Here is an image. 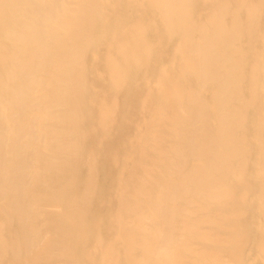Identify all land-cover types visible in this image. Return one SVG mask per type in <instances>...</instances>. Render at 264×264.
Returning <instances> with one entry per match:
<instances>
[{
  "label": "bare ground",
  "instance_id": "obj_1",
  "mask_svg": "<svg viewBox=\"0 0 264 264\" xmlns=\"http://www.w3.org/2000/svg\"><path fill=\"white\" fill-rule=\"evenodd\" d=\"M252 191L264 0H0V264L264 256Z\"/></svg>",
  "mask_w": 264,
  "mask_h": 264
},
{
  "label": "rangeland",
  "instance_id": "obj_2",
  "mask_svg": "<svg viewBox=\"0 0 264 264\" xmlns=\"http://www.w3.org/2000/svg\"><path fill=\"white\" fill-rule=\"evenodd\" d=\"M92 65L93 64H90L91 68L89 69V70H91L90 77L92 76V72H93ZM157 75H159V73ZM153 76H154V74L150 73V74H148V76L142 77L138 86L140 87L141 85H146V86H154L155 88L161 87L163 82L162 83L154 82ZM94 77L98 81H104L105 76H104L102 71L96 70L94 73ZM150 117H151V111L148 108H144L139 113L137 120H139V122L143 119L145 121H148L150 119ZM139 127H140V131H141V128L143 127V125H139ZM124 128H125V131L127 133L130 132L129 133L130 135L134 134L133 127L131 126L130 123H126ZM249 129L251 130V128H249ZM113 131H119L122 133L121 129H115ZM243 133H247V132L245 130H243ZM127 143H128V145L132 146L134 144L133 137L128 135ZM250 169L256 175V177L254 179H251V182L253 184H256L258 182V184H259L260 179L258 181L257 163L252 165L250 167ZM250 174L251 173H249V176H250ZM249 179H250V177H249ZM120 191H121V187H120L119 183L117 182V180H112V185L109 188V190L107 191V195L116 201V197H117V195L120 194ZM257 195L258 194L254 191L250 192L249 203L247 205L248 210H246V212H245V217H246L245 221L247 222V224H250L256 228L261 229L264 227V219H263V216H262V213L260 210V206L256 203L254 204L252 202L253 200H255L257 198ZM118 203L119 202H116L114 204L113 203H109V204H111L115 208L118 205ZM242 206L244 207V205H242ZM261 237H262V235L260 236L258 234L256 238H257V240H259ZM88 252L90 255L95 256L96 247L93 246L92 244L91 245L89 244ZM230 259H232V258H230ZM236 264H264V256H262L260 253H258L255 249L254 250H248L245 252V258L241 262L236 263Z\"/></svg>",
  "mask_w": 264,
  "mask_h": 264
}]
</instances>
